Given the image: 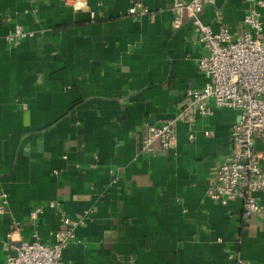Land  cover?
<instances>
[{
    "label": "crops",
    "instance_id": "crops-1",
    "mask_svg": "<svg viewBox=\"0 0 264 264\" xmlns=\"http://www.w3.org/2000/svg\"><path fill=\"white\" fill-rule=\"evenodd\" d=\"M136 1L155 18L128 15ZM175 1L0 0V264L36 232L52 245L66 231V264H264V218L208 194L238 112L191 108L187 92L211 81ZM250 6L207 0L201 20L236 35ZM16 27L34 37L9 45ZM170 120L173 149L144 151L147 127ZM255 146L264 167V137Z\"/></svg>",
    "mask_w": 264,
    "mask_h": 264
},
{
    "label": "built area",
    "instance_id": "built-area-1",
    "mask_svg": "<svg viewBox=\"0 0 264 264\" xmlns=\"http://www.w3.org/2000/svg\"><path fill=\"white\" fill-rule=\"evenodd\" d=\"M206 1L178 0L174 2L173 10L177 14V27L181 26L186 15L199 31L198 40L205 50L199 60V69L211 81L201 90L187 92L192 101L191 108L201 116L213 113L212 103L215 107L238 112V120L230 134L232 153L216 170V182L208 194L223 206L240 202L245 219L264 218V207L257 198L264 191V167L255 146L256 138L264 137V0H250L251 6L243 19L244 29L236 35L228 28L214 31L211 25L202 22L201 14ZM138 14L148 15L151 12L136 1L129 7L128 15ZM151 16L154 19L156 15ZM32 37L33 32L16 27L3 38L9 45L17 46ZM147 128L149 135L143 143L144 151L150 152L155 140H159L165 150L173 149L176 120ZM205 134L209 135V132ZM193 137L191 135L190 139ZM6 204L4 196L0 214L5 213ZM48 208L58 209L59 205L50 203ZM45 210L44 207H37L30 215L31 220L39 219ZM63 221L65 224L70 222L66 217ZM54 236V244L48 245L36 232L32 241L19 245L16 255L8 259V264H66L63 253L76 239L75 233L57 232ZM237 264L246 263L239 259Z\"/></svg>",
    "mask_w": 264,
    "mask_h": 264
}]
</instances>
